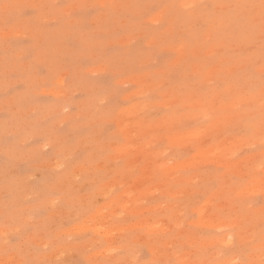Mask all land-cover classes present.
<instances>
[{"label":"rangeland","instance_id":"obj_1","mask_svg":"<svg viewBox=\"0 0 264 264\" xmlns=\"http://www.w3.org/2000/svg\"><path fill=\"white\" fill-rule=\"evenodd\" d=\"M0 264H264V0H0Z\"/></svg>","mask_w":264,"mask_h":264}]
</instances>
